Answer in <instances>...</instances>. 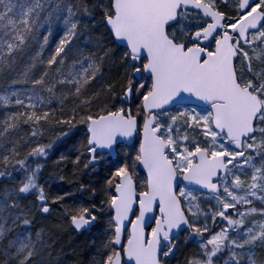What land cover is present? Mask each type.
I'll list each match as a JSON object with an SVG mask.
<instances>
[{
	"label": "snow or ice",
	"instance_id": "obj_1",
	"mask_svg": "<svg viewBox=\"0 0 264 264\" xmlns=\"http://www.w3.org/2000/svg\"><path fill=\"white\" fill-rule=\"evenodd\" d=\"M99 16L0 0V264H44L20 201L65 199L41 182L57 145L24 125L78 135L73 163L106 166L99 200L65 209L78 231L107 213L93 264H173L182 235L184 264H264V0H107ZM117 60L119 87L102 71Z\"/></svg>",
	"mask_w": 264,
	"mask_h": 264
},
{
	"label": "trees",
	"instance_id": "obj_2",
	"mask_svg": "<svg viewBox=\"0 0 264 264\" xmlns=\"http://www.w3.org/2000/svg\"><path fill=\"white\" fill-rule=\"evenodd\" d=\"M106 2L107 0H88L90 11L95 20L99 21L100 6ZM85 19H89V17H85ZM100 31L102 32L103 29H100ZM96 35H99V33H96ZM56 39H58V34L54 30L50 42ZM86 39V35L81 37V46L86 55H91L96 50L95 45L84 44ZM102 71L105 80H111L116 87H119L117 77L122 74V69L119 66L118 60L116 63H106ZM0 84H2V81H0ZM104 98L102 95L101 99ZM65 103H68V101ZM93 111H95V108ZM24 128L26 131L23 135L26 139H39L44 142L51 139L57 145L51 150L47 161H42L44 167L41 173V182L45 183L43 175H51L49 178H55L54 176L58 175L57 180H47L45 183L46 192L53 198L65 195V199L59 204L51 205L52 211L49 214L39 212V204L35 197L20 201L21 209L24 212H29L31 215L33 233H42L45 245L42 255L44 264H93L95 260L99 259L98 252L100 245L107 237V213L103 214L89 230L78 231L71 224V221L66 220L68 216L65 209H68L70 212L74 208L87 207L99 200V189L95 188V186L101 184L102 178L107 175L104 170L106 166L102 165L98 173L93 172L90 175L91 171L89 172L73 163L76 156L79 155L76 149V144L79 141L78 135L61 143V141L56 140L58 128H45L43 129V135L38 138L31 137L30 132L27 131L28 125H24ZM61 156H66L67 158L61 159ZM55 162H61L62 167L58 169V173H47L51 170L50 165ZM13 175L16 176L17 180L19 179L18 173H14ZM59 177H63V179L61 180ZM13 183L9 179L0 178V199L3 198L5 189H11ZM81 184L88 185L89 188L83 192L78 187ZM93 190L96 192L95 195L92 194ZM68 193H71V195H67ZM20 230L22 228L16 229V231ZM260 254L261 250L258 249V255ZM225 259H227L226 256Z\"/></svg>",
	"mask_w": 264,
	"mask_h": 264
},
{
	"label": "rangeland",
	"instance_id": "obj_3",
	"mask_svg": "<svg viewBox=\"0 0 264 264\" xmlns=\"http://www.w3.org/2000/svg\"><path fill=\"white\" fill-rule=\"evenodd\" d=\"M61 167H62L61 166V162H59V163L55 162L54 164H51L50 165V169L51 170L49 172H47V173H54V174H56V173H58V169H60ZM50 176L51 175H43V180H44L45 183L49 179H54V180H57L58 179V175H55L54 176L55 178H49ZM204 207H208V205L207 204H204ZM62 213L64 214L63 210H62ZM66 214L68 216V218L66 220L67 221H70L68 213H66ZM178 247L180 248V251L177 253V256H176L175 260L173 261V264H184V256L188 252H190L192 250V247H193L192 246V242L191 241H188L187 243H185L184 238L182 236V237H180Z\"/></svg>",
	"mask_w": 264,
	"mask_h": 264
},
{
	"label": "flooded vegetation",
	"instance_id": "obj_4",
	"mask_svg": "<svg viewBox=\"0 0 264 264\" xmlns=\"http://www.w3.org/2000/svg\"><path fill=\"white\" fill-rule=\"evenodd\" d=\"M103 166H104V165H103ZM99 170H100V169H99ZM88 171H89V170H88ZM89 172H90V171H89ZM91 174H93V172H90V175H91ZM83 192H84V190H83ZM182 236H183V235H182ZM182 236H181V237H182Z\"/></svg>",
	"mask_w": 264,
	"mask_h": 264
},
{
	"label": "water",
	"instance_id": "obj_5",
	"mask_svg": "<svg viewBox=\"0 0 264 264\" xmlns=\"http://www.w3.org/2000/svg\"><path fill=\"white\" fill-rule=\"evenodd\" d=\"M96 223H94L93 225H95Z\"/></svg>",
	"mask_w": 264,
	"mask_h": 264
}]
</instances>
